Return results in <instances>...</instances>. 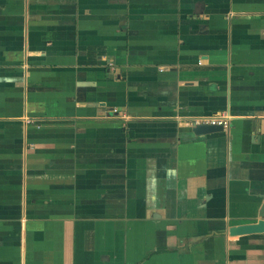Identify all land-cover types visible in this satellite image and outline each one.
Wrapping results in <instances>:
<instances>
[{"label": "crops", "instance_id": "0c3cea01", "mask_svg": "<svg viewBox=\"0 0 264 264\" xmlns=\"http://www.w3.org/2000/svg\"><path fill=\"white\" fill-rule=\"evenodd\" d=\"M262 204L264 0H0V264H264Z\"/></svg>", "mask_w": 264, "mask_h": 264}, {"label": "water", "instance_id": "95a60500", "mask_svg": "<svg viewBox=\"0 0 264 264\" xmlns=\"http://www.w3.org/2000/svg\"><path fill=\"white\" fill-rule=\"evenodd\" d=\"M222 128L223 127L220 125L198 124L192 126L191 132L196 136L209 135L214 133H222ZM257 217L258 219L254 223L228 226L226 229V234L230 237L264 234V204L260 206Z\"/></svg>", "mask_w": 264, "mask_h": 264}, {"label": "built area", "instance_id": "2783aa9c", "mask_svg": "<svg viewBox=\"0 0 264 264\" xmlns=\"http://www.w3.org/2000/svg\"><path fill=\"white\" fill-rule=\"evenodd\" d=\"M190 123L192 125H198V124H210V125H220L223 126L225 122L221 120L220 118L211 117V118H204V117H192L190 120Z\"/></svg>", "mask_w": 264, "mask_h": 264}]
</instances>
